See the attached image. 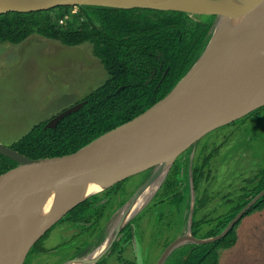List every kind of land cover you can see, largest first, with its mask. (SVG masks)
Instances as JSON below:
<instances>
[{"label":"rangeland","instance_id":"1","mask_svg":"<svg viewBox=\"0 0 264 264\" xmlns=\"http://www.w3.org/2000/svg\"><path fill=\"white\" fill-rule=\"evenodd\" d=\"M78 11L73 7L63 12L59 26L70 22ZM80 18L85 24L86 18ZM92 50L90 43L69 47L40 35L17 45L0 42L1 145L9 147L36 124L49 121L102 86L107 76ZM190 148L189 157L185 151L181 154L183 160H189L185 182L190 191L189 209L179 210L171 204L178 184L168 189L161 184L145 205L127 218L132 240L125 242L120 233L115 249L111 251V246L98 263L156 264L166 244L170 245L201 221L195 239L210 238L209 233L229 220L236 207L244 203L240 201L242 189L255 187L257 176L264 170V107L209 133ZM196 169L202 174L195 188L191 178ZM155 172L156 169L152 175ZM143 182L142 173L118 184L116 192L99 194L90 203L82 223L70 224L61 221L62 217L52 231L42 236V241L49 237V246L34 261L62 264L81 259V251L99 249ZM251 217L252 214L244 217L238 224L243 237L250 234L246 221ZM254 232L238 246L236 242L229 249L219 250L217 264H264V220ZM36 250L37 247L33 248L20 264H36ZM56 251L60 253L54 259Z\"/></svg>","mask_w":264,"mask_h":264},{"label":"water","instance_id":"2","mask_svg":"<svg viewBox=\"0 0 264 264\" xmlns=\"http://www.w3.org/2000/svg\"><path fill=\"white\" fill-rule=\"evenodd\" d=\"M254 1L257 0H0V15L36 13L59 7H101L216 17L211 39L193 67L164 99L131 121L105 133L77 152L57 159L30 160L0 144V154L19 164L0 176V229H6L3 236L0 234V264L13 263L17 245L23 237L24 212L53 203H56L57 209L65 208L37 236L31 247L44 232L80 203L128 178L150 169L157 170L159 156L165 149L177 146L157 187L184 151L209 133L264 107V59L256 54L264 49V37L209 50L219 18L231 16ZM85 104L82 101L61 111L47 121L45 129H55L62 119ZM152 176L123 207L114 229L94 258L89 261L70 260L62 264H96L127 224L124 216L126 208L140 197ZM262 197L264 190L216 237L195 239L191 236L190 227L185 235L164 249L156 264H164L174 250L187 243L205 245L221 240Z\"/></svg>","mask_w":264,"mask_h":264},{"label":"trees","instance_id":"3","mask_svg":"<svg viewBox=\"0 0 264 264\" xmlns=\"http://www.w3.org/2000/svg\"><path fill=\"white\" fill-rule=\"evenodd\" d=\"M72 8L59 7L36 13L0 15V42L17 45L28 37L40 35L69 47L90 43L93 55L100 61L107 76L101 87L80 101H85L86 104L62 119L55 129H45L47 122L38 123L10 145L11 149L30 160L57 159L73 154L164 99L202 55L211 39L216 21L215 16H200L202 19L196 20L188 14L173 11L76 7L79 10L77 15L74 14L64 26H59V20L63 18L61 14ZM80 16L86 18L85 24L80 22ZM188 150L185 151L187 157L191 148ZM18 166V163L0 154V176ZM188 168L189 160H183L180 155L161 185L168 189L171 185L178 184L179 189L172 196L171 204L176 205L179 210H187L190 206V191L186 190L185 183ZM152 172L150 169L143 173L144 182ZM173 172L175 175L172 176ZM201 174L197 169L193 172V187L199 185ZM256 180L258 182L251 190L242 189L240 201L244 203L237 206L231 218L207 237L220 235L232 219L264 190V170ZM117 185L105 192H116ZM97 196L71 209L61 221L82 223L90 203ZM262 210L264 197L244 214L224 238L205 245L187 243L174 250L164 264H217L218 251L235 245V229L240 221ZM202 222L192 226L193 238H196ZM131 231L130 224L121 231L125 242L132 240ZM42 236L34 242L26 255L33 248H39ZM119 239L120 237L112 244L111 251L115 249ZM167 246L168 244L164 249ZM45 252V249L40 248L39 254ZM82 253L85 252H79L80 255Z\"/></svg>","mask_w":264,"mask_h":264},{"label":"bare ground","instance_id":"4","mask_svg":"<svg viewBox=\"0 0 264 264\" xmlns=\"http://www.w3.org/2000/svg\"><path fill=\"white\" fill-rule=\"evenodd\" d=\"M264 37V0H257L249 4L243 10L227 17H221L217 21L213 38L209 50L219 49L238 42H249ZM241 53H243L241 51ZM258 57L264 59V49L257 51ZM177 146H171L165 149L159 156V166L150 182L142 191L140 197L129 205L124 213L125 218H131L137 213L145 203L152 197L157 186L163 177L165 168L170 162L173 151ZM162 173V174H161ZM161 175V176H160ZM65 208H56V203L32 208L24 212L23 216V237L15 252L12 264H20L22 257L37 236L46 229L52 222L58 218ZM6 233L5 227L0 229L3 236ZM98 253V249L85 252L82 260L89 261ZM73 264V263H66Z\"/></svg>","mask_w":264,"mask_h":264},{"label":"crops","instance_id":"5","mask_svg":"<svg viewBox=\"0 0 264 264\" xmlns=\"http://www.w3.org/2000/svg\"><path fill=\"white\" fill-rule=\"evenodd\" d=\"M30 131V130H29ZM16 142V141H15ZM14 143V142H13ZM12 143V144H13ZM11 144V145H12ZM10 147V146H9ZM251 215V214H250ZM248 219H251V220H247L246 222H247V230L250 232V234H248L249 236H253L254 235V230H255V228H256V226L258 225V224H261V222L264 220V211H259V212H255L254 214L252 213V217L251 218H248ZM59 222V221H58ZM57 224V223H56ZM56 224H54L51 228H49L47 231H50V229H51V231L53 230L52 228H54L55 227V225ZM46 231V232H47ZM45 232V233H46ZM44 233V234H45ZM46 234H48V233H46ZM236 234H237V240H236V242H237V246L240 244V242L241 241H244V240H246V238H244V237H247L248 235H246V236H244L243 237V235L240 233V226H238V229L236 230ZM44 236V235H43ZM48 238L49 237H47L46 239H44L43 241H41L40 242V245H39V248L36 250V252H35V256H34V258H33V262L34 263H36L37 264V262H35L34 261V259H37L38 260V258H41V256L43 255V254H39V250H40V248L41 249H45L46 250V248L49 246L48 245ZM59 253H60V251H56L55 252V254H54V259H56L57 258V256L59 257ZM67 261H70V260H67ZM63 262H66V261H63Z\"/></svg>","mask_w":264,"mask_h":264},{"label":"flooded vegetation","instance_id":"6","mask_svg":"<svg viewBox=\"0 0 264 264\" xmlns=\"http://www.w3.org/2000/svg\"><path fill=\"white\" fill-rule=\"evenodd\" d=\"M27 256V255H26ZM99 262V261H98ZM98 262L96 264H98Z\"/></svg>","mask_w":264,"mask_h":264}]
</instances>
